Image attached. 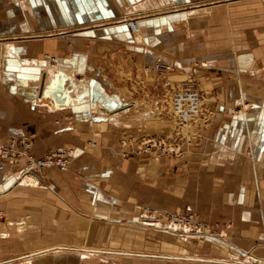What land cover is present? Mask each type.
I'll use <instances>...</instances> for the list:
<instances>
[{
    "label": "crops",
    "instance_id": "0c3cea01",
    "mask_svg": "<svg viewBox=\"0 0 264 264\" xmlns=\"http://www.w3.org/2000/svg\"><path fill=\"white\" fill-rule=\"evenodd\" d=\"M205 1L0 0V49L5 52L4 43L12 42L18 51L16 59H5L6 53H0V79L4 74L15 73L13 62L23 68L19 60L35 62V67L24 68L30 69L35 78L40 75L38 81L19 78L11 82L12 77L9 80L5 77V81L0 82V139L5 140L0 146L6 141L30 140V137L31 153L36 159L48 155L54 148H73L79 152L78 158L68 165V171L62 172L54 166L29 172L26 158L15 163L0 161V254L19 242L16 235L22 232L18 225L24 224L28 231L43 233L41 238L31 241L33 246L64 247L88 240L89 244L108 251L146 255L120 254L123 264H199L184 258L214 261L220 258H207L213 256L209 253H227L228 250L233 257V251L245 250L264 261V44L260 40L249 44L245 40L243 49L237 48L238 52L232 47L213 57L201 58L195 54L199 49L197 41L201 40L197 30L204 24L207 39H221L215 36V29L222 26L234 27L230 37L234 39L264 36V29L251 33L246 28H238L242 20H234V17L248 16V12H242L248 7L236 1L229 6L212 5H217L212 7V12L241 11L231 12L230 20L222 23L217 14L212 17L214 20H207L198 13L206 7H196ZM194 11L195 14L190 15ZM127 16L141 19L140 27L148 42L145 58L141 60L144 63L179 59L180 63L189 64L201 60V69L197 72L206 97L205 108L214 110L203 114L198 136H195L198 140L193 143L194 137L189 146L187 143V154L181 160L135 154L132 150L124 155L120 143L122 129L119 127L118 136H113L112 129L123 123L121 118L129 114L135 104L128 105L126 112L115 113L125 102L121 99L118 104L112 100L110 97L115 96L102 88L93 76L75 88L76 93H80L71 94L70 106L58 109L51 106V101L34 98L40 95L43 70L48 66L40 71L39 58L46 55L60 58L58 56L64 53V61L69 65L61 63L60 67L63 66L67 74L81 71L88 75L94 69L92 52L122 44L118 38ZM178 31L182 32L186 45L191 46L184 49L181 41L166 43L169 41L164 37ZM195 37L198 40H194ZM31 38L38 42L29 46L18 44L22 39ZM176 46V53H180L178 59L168 49ZM56 58L47 59L58 66ZM98 59L101 69L105 68L107 63L102 56L98 55ZM14 87L18 89L16 93ZM23 93L28 94L31 102L28 101V105L23 101L13 103V96ZM92 106L118 115L114 119L112 116L92 119L95 117L90 112ZM240 106H249V109L242 112ZM19 145L18 150L22 146ZM144 206L178 213L186 208L198 211L204 220L218 224L219 230L209 236L193 233L197 239L187 237V231L176 232L178 229L174 228L159 231L156 224L139 223V210ZM122 229H127L129 241L135 237L133 248L125 247L126 243L125 248H119L116 240H120ZM202 238H208L207 244H201L204 243ZM60 254L69 253L41 254L33 258L34 264H71V257L56 259ZM47 255L54 257L47 259ZM104 256L107 257L101 255L100 259ZM169 256L182 260L163 258ZM21 257L2 260L0 264ZM134 258L143 261H133ZM80 260L72 264L84 262ZM19 262L15 260L10 264H21Z\"/></svg>",
    "mask_w": 264,
    "mask_h": 264
},
{
    "label": "rangeland",
    "instance_id": "374dc122",
    "mask_svg": "<svg viewBox=\"0 0 264 264\" xmlns=\"http://www.w3.org/2000/svg\"><path fill=\"white\" fill-rule=\"evenodd\" d=\"M234 1L241 3V4H246L248 7L247 10H243L242 12H248L247 15H236L234 17L235 19L242 20L240 26L237 25L238 28L243 27L248 29L251 33H254L258 29L263 30L264 29V0H207L203 4H198L196 5L197 8L200 7H206L204 10L198 11L200 14L199 16L206 18L207 20H214L215 18H212L216 16L220 17L221 22L224 23L225 21H228V18L230 20V13L234 12L235 13H240L241 11L238 10H229L227 13L222 9V11L218 12H212L211 9L212 7H217V5L212 6L214 4L220 5V3H224L225 5H230L229 3ZM239 5V4H238ZM211 7V8H210ZM209 8V9H208ZM228 8V7H227ZM196 11L192 12L190 15H194ZM242 13V14H243ZM234 16V15H233ZM128 17H126L127 19ZM242 18V19H241ZM125 19V20H126ZM132 20L133 18H130ZM135 19H140L136 17ZM149 19V18H148ZM240 22V21H239ZM208 23V22H207ZM124 26H122L121 33L120 35L119 42L122 44L119 46H104L102 47L104 50L101 52H92V59L94 58L93 66L94 69L91 70V72L86 75L82 74L81 71L78 73H71L72 76L75 78L77 77L80 82L86 81L87 77L94 78V80L100 82L102 85V88L108 89L107 91L110 93L111 96L115 97H110L112 100H116L115 102L119 104L120 100L122 102H125L124 106L132 105L135 104L134 109H131L129 114L125 115L124 117L121 118V123L118 127L112 129L113 136H118L121 134V130H119V127L122 129V135L120 138H122L121 146L124 141H127V143L130 144L132 143V146L130 147H135L131 148L133 150V153L135 154H140L137 148L142 149L146 147V145L153 141L157 142L158 146L161 148H164L163 150L155 147L156 151L153 149L154 147H151L152 153L151 154H141L145 156H152L153 157L159 156V157H170L174 159L181 160L184 158L187 154V143L188 146L191 144L190 142L192 139L198 134L197 133V128L198 126H201L202 116L204 113H210L214 110V108L210 107L209 109L205 108V93L203 92L202 88V81L199 78L200 74L197 72L198 70L201 69V60H195L189 64H182L180 63L181 60H179V54L176 53V47H168L171 51H173V54L176 57L175 60L173 59V62H157L154 64H147L144 63L143 60L145 57L143 56L146 54V45L148 42H146V36L143 34V28L142 26L140 27V31L134 32L132 31L131 28L128 26L126 22H124ZM204 28V29H203ZM206 24L203 25V27L197 31H200L201 34V40H198L197 37H195L194 40L197 41V45L199 49L195 52L196 56L201 57V58H207V57H213L217 53H221L222 51L227 50H232V47H236V51L238 52L241 49H243V45L245 43V40L248 41V43H253L255 40H260L264 44V36H250V37H236L230 38L231 33L234 32V27H228L226 28L225 26H222L221 28L215 29V36L220 37L221 39H207L206 32L207 29ZM229 33H228V30ZM221 31L224 33L223 36L221 35ZM65 36V35H62ZM158 38V36H156ZM183 34L181 31H178L177 34L172 35V36H166L164 37L165 41L168 40L169 42L166 43H173L177 44L179 41L182 46H184V49L188 48L189 44L186 45V42L182 38ZM36 38H31V39H22L19 41L20 45H31L35 42H38L35 40ZM142 41H141V40ZM159 39H162L160 37ZM216 40H220L218 43ZM235 43V44H234ZM239 46H237V44ZM1 45V44H0ZM168 46V45H167ZM2 48V46H0ZM237 48H240L237 49ZM219 51V52H218ZM0 53L2 54V51L0 49ZM50 54V53H49ZM98 55L102 56V60L107 63V66L105 68L101 69V64L99 63L100 59H98ZM44 56V55H43ZM65 54L62 53L56 58L54 56H49L46 55L44 57L39 58L38 62V67H40V71L42 68L46 67V63L48 61L47 58L54 59L56 58L58 62L55 64V61H51L50 64L52 65L53 68H55L57 71H64L62 67H60V64H65L69 65L67 61H64ZM68 57L69 54H66ZM165 59L166 57L163 56ZM67 59V58H66ZM65 59V60H66ZM70 61V60H68ZM49 62V61H48ZM205 62V61H204ZM15 63V64H14ZM16 71L12 75L9 74H4L3 78L0 79V82L5 81V77L7 78L6 80H9L11 77L12 79L10 80L17 82L19 78L26 79V80H31L36 79L37 81L40 80V75L38 77H34V74L31 73V70L27 68H22L19 66L18 63L13 62ZM176 64V65H175ZM48 65V64H47ZM118 65V67H117ZM19 66V67H18ZM204 66V65H203ZM209 67V66H208ZM10 68V67H9ZM146 68L148 70H146ZM13 71L12 69H10ZM21 70V72H20ZM19 71V72H18ZM66 72V71H64ZM9 75V76H7ZM84 75V76H83ZM17 78V80H16ZM103 79V81L101 80ZM195 82L196 88L200 92L201 96V104H202V113L191 122L188 124H179L178 120L175 119L174 114H173V107L171 104V100L173 97V94L177 92L179 87H181L184 83L187 82ZM85 83V82H84ZM119 90V91H118ZM18 89L14 87L13 92L16 93ZM15 95V94H14ZM106 95V94H105ZM123 96V98L121 97ZM14 101L13 103H17L18 101H23V103L28 105V101L31 102L28 98V94H21L17 96H13ZM240 106L239 109L244 112V110H248L249 106L242 107ZM112 112V111H110ZM110 112L108 109H95L92 113H94L92 116L95 118H106L107 116L110 115ZM91 116V117H92ZM90 119V120H92ZM4 125H7L6 123H2ZM118 130V131H117ZM117 131V132H116ZM198 136V135H197ZM30 140L32 138L28 137ZM20 139V138H16ZM195 140H198V137L194 138ZM5 141L0 139V142ZM9 145V141H6L4 146H0V148H5ZM70 151L72 150L75 153L74 158L71 160L77 159L76 157L79 152L77 153L73 148H67V149H52L50 152L53 151ZM49 152V153H50ZM171 152V153H167ZM49 155V154H48ZM45 157V156H44ZM70 162V163H71ZM69 163V164H70ZM48 170V169H47ZM68 171V170H67ZM45 172V171H44ZM62 172V171H61ZM192 209V208H191ZM159 212V213H157ZM161 212V213H160ZM179 211H173V210H160L159 207H148L144 206L139 210V223L141 222V225H143L145 222H149L150 224L154 225L156 224L162 229H169V228H174L178 229L181 233L187 231L189 232L188 235H192L193 233L199 234L200 236H203L202 234H206V236L216 234V232L219 230V225L216 223H210L202 218V214L200 212H195L191 211L190 209L186 208L183 210V212L178 213ZM162 213L164 215H162ZM175 215V216H186V215H191L193 214L197 220L200 222V226L197 225L198 228L193 227V225H185L183 224H176L172 222V218L170 215ZM167 215L169 217H167ZM167 220H165L166 218ZM143 223V224H142ZM139 225V224H138ZM18 229L20 232L18 235H16L18 243H14L12 246L14 248L8 249V251L5 254H0V261L2 260H8L9 258H16V257H21L25 254H29V252L32 251H37L38 249H43L46 248L47 246L43 245H38V246H33L31 245V241L33 239L41 238V235L43 234L42 232L37 231V233L34 231H28V226L22 224V226L18 225ZM158 229V228H157ZM142 230V229H141ZM200 230V231H199ZM125 230H120L119 239L116 240L117 243H119V248H133L135 245V237L133 236V239L129 241L128 236L126 235ZM134 233V232H133ZM142 233H137V235H140ZM195 234V235H196ZM135 235V233H134ZM118 238V237H117ZM87 240V239H85ZM29 243H26V242ZM202 241L204 243H201L202 245L207 244L208 238L204 239L202 238ZM34 242V241H33ZM78 244H73V245H67L69 247L73 248H82V247H87V249H93V250H102V251H108L103 248H98L96 247L95 244H89L88 240L87 243H80V240L77 242ZM126 243V246H125ZM211 243V242H210ZM29 244V245H27ZM56 244V243H54ZM95 245V246H94ZM128 245V246H127ZM56 246H62V245H56ZM64 246V247H67ZM103 246L108 248H111L110 245L103 244ZM125 246V247H124ZM21 247V248H20ZM96 247V248H94ZM117 247V246H116ZM207 247V246H206ZM207 249V248H206ZM115 252V251H114ZM118 252H124V251H118ZM128 252V251H126ZM124 252V253H126ZM230 251L228 250L227 253H209L210 255H213L211 258L213 259L214 257L220 258V261H228V257H233L228 254ZM1 253V252H0ZM129 253V252H128ZM232 255V253H230ZM255 254V253H254ZM49 257L53 258L54 256L52 255H47L46 258L48 259ZM71 257L69 259V263H73L74 260L78 259L77 257H73L69 254H60V256L56 257V259H61V258H67ZM121 256L117 255H112V256H107V257H101L93 260H80L83 264H123L120 260ZM122 258V257H121ZM143 261L142 258L136 259L134 258L133 261ZM81 263V264H82ZM34 264V260H33ZM39 264V263H38ZM214 264V263H210ZM217 264V263H216Z\"/></svg>",
    "mask_w": 264,
    "mask_h": 264
},
{
    "label": "bare ground",
    "instance_id": "6f19581e",
    "mask_svg": "<svg viewBox=\"0 0 264 264\" xmlns=\"http://www.w3.org/2000/svg\"><path fill=\"white\" fill-rule=\"evenodd\" d=\"M140 21H141V19H134V18H133V20H130L128 18L126 20H124V22H126L128 24V26L131 28L132 31L134 30V32H138V33L140 31ZM4 45H5L4 46L5 47V52H3V51L2 52L4 54L6 53V58L4 57V55H3L2 58L3 59L4 58L5 59H7V58L8 59H16L17 58V52H18L16 46L12 42H6V43H4ZM48 61L49 62L46 63V65L48 64V66L43 70V75L44 76L41 78L42 81L40 83V90L38 91L40 95H38V96L36 95L34 98H35L36 101H38L40 99L41 102H44V100L48 101V102L51 101V104H52L51 106L59 109L62 106H67L70 103H72L73 100H72L71 94L75 93V95L77 96V94L80 93V92L76 93L75 88L79 87L81 82H80V80L78 81L77 78L72 76V74H67L64 71L54 72L52 70L53 67L50 64V59ZM19 63H21V65H23L24 67H28V68L35 67V62L31 63L28 60H19ZM146 70H148V69L146 68ZM83 82H86V81H83ZM83 82H82V84H83ZM74 84H75V87H72V85H74ZM33 92H34V90H33ZM38 92H37V94H38ZM96 93H97V90H96ZM79 96L80 95H78V97ZM78 101H79V99H78ZM95 109L96 108L92 106V109L90 111L91 114H92V112ZM121 110H122V112H126V111L129 110V107L123 106V107L117 109L115 111V113L120 112L118 114H121ZM88 114H90V113H88ZM118 114H113V115H109V116L110 117L112 116L113 119H114L115 117H117ZM196 117H194V119ZM26 140H28V139H26ZM17 144H20V142H18L16 140L14 142V145H13L14 150H18L16 148ZM129 145L130 144L127 143V141H124L122 143L121 147L125 150L124 151V155L130 154L131 148H130ZM0 149L11 150L10 143H9V145L7 147L0 148ZM64 151H67V150H64ZM64 151H62V152H64ZM70 151H71V154H73V158H74L75 153L72 150H70ZM6 153H7V151H6ZM25 156H27V155H25ZM47 156L48 155H46L45 157H47ZM45 157L38 158V159L34 158V160H36V161L33 162L30 165H29L27 157H23V158L27 159V167H28L27 170L29 172H35V171L40 172V171L45 170L46 168H49V167H45L43 169H40V167L37 166V162H39V159H44ZM15 162H17V161H15ZM15 162H10V163H15ZM66 170H68V168L65 169L64 171H66ZM143 225L144 226H148V225H145V224H143ZM176 232H178V230H176ZM184 237H185V235H184ZM187 237L192 238V239L193 238H195V239L198 238L197 235H187ZM185 241H187V240H185ZM191 241H193V240H191ZM50 252L53 253V254H57V253H61V252L69 253V254H72L75 257H78L79 259H88V260H93L96 257L100 258L101 255H107V256L117 255L118 256L120 254H123L124 256L125 255H129L131 257H133V256L137 257V256H140V255L146 256L144 254H140L139 255V254H134V253L131 254V253H128V252L124 253V252H114V251H102V250H98V249L93 250V249H87L86 247L73 248V247H69V246H67V247L52 246V247H47V248H44V249H40L38 251L29 252V254L23 255V257H21V258L12 259V260L7 261V262H5V264H10V262L15 261V260H19L20 261L19 263H21V264H32L33 258H37L38 255L48 254ZM233 253H234L233 259H231V260L229 259L228 261H220V260L210 261L208 259H202L201 257H199V258L186 257L184 259H186L187 261L189 260V262H198V263L200 262L199 264H207V263H215V264L216 263L217 264H264V261L262 259L251 255L250 253L246 252L245 250H236L235 252L233 251ZM170 257H175V259L179 258V259L182 260V258H180L178 256H169V257H163V258H170Z\"/></svg>",
    "mask_w": 264,
    "mask_h": 264
},
{
    "label": "built area",
    "instance_id": "2783aa9c",
    "mask_svg": "<svg viewBox=\"0 0 264 264\" xmlns=\"http://www.w3.org/2000/svg\"><path fill=\"white\" fill-rule=\"evenodd\" d=\"M171 104L173 107V114L175 119L178 120L179 124H188L189 122L194 120V117L197 115L199 116L202 113V104H201V96L200 92L196 88L195 82H187L184 83L177 92L173 94ZM18 142H20V150H14L13 145L16 140H11L10 148L11 150H3L0 149V161H8V162H15L20 160V158L27 157L29 165L35 162L34 156L31 153L32 144L29 140H26L25 138L17 139ZM19 145V146H20ZM132 146V143L130 142V145ZM163 150L164 148H161L158 146L157 142H149L146 147L139 149L137 148L138 152L140 154H151L152 149L151 147H154L153 149L156 151L155 147ZM135 148V147H130ZM7 151V153H6ZM171 153V152H167ZM27 155V156H25ZM73 158V154H71V151H53L50 152L47 157L44 159H39V162H37V166L40 167V169H43L45 167L54 166L59 168L61 171H64L69 166V163L71 162V159ZM159 213V212H157ZM161 213V212H160ZM162 215H164L162 213ZM167 217H169L167 215ZM170 217L173 219L172 222L176 224H185L187 225H193V227L198 228L200 226V222L197 220V218L191 214L186 215L183 217L180 216H173L172 214ZM166 218V216H165ZM167 220V218L165 219ZM168 221V220H167Z\"/></svg>",
    "mask_w": 264,
    "mask_h": 264
}]
</instances>
